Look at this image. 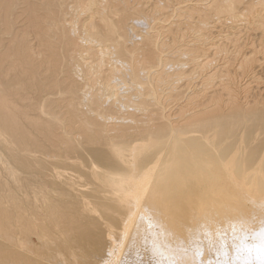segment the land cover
I'll use <instances>...</instances> for the list:
<instances>
[{
    "label": "bare ground",
    "instance_id": "obj_1",
    "mask_svg": "<svg viewBox=\"0 0 264 264\" xmlns=\"http://www.w3.org/2000/svg\"><path fill=\"white\" fill-rule=\"evenodd\" d=\"M263 67L264 0H0V264H264Z\"/></svg>",
    "mask_w": 264,
    "mask_h": 264
},
{
    "label": "rangeland",
    "instance_id": "obj_2",
    "mask_svg": "<svg viewBox=\"0 0 264 264\" xmlns=\"http://www.w3.org/2000/svg\"><path fill=\"white\" fill-rule=\"evenodd\" d=\"M220 30L217 29L213 35L214 37V42H218L219 40H225L224 38H226V36H231V37H235V33L236 30H233L231 29V27L229 25H222V26H219ZM231 33V34H230ZM254 33H250L248 29H244L242 30V32L240 34H237V36H239V43L244 46L245 45V42H249V41H255V46H258V38L259 36H257L255 38V36H253ZM221 37V38H220ZM218 39V40H217ZM245 39V40H244ZM244 43V44H243ZM231 48H229V52L230 54H234L235 53V47L234 46H229ZM250 47L251 46H246V48H248L247 50H250ZM249 52V51H247ZM221 60H224L221 59ZM220 60V62H221ZM233 60H237L236 58H234ZM264 68V67H263ZM259 80H254L253 82L250 81V94L249 96H255V95H258L260 92H264V69H260L259 68ZM262 72V73H261ZM262 77V78H261ZM200 79H197L194 81V83H198ZM253 84V85H252ZM196 85V84H195ZM262 88V89H261ZM256 89V90H255ZM258 92V93H257ZM254 93V94H253ZM264 94V93H263ZM245 95V94H244ZM130 141V140H129ZM97 217V216H96ZM101 220V221H100ZM98 222H100L99 224H101L102 226H105V221L101 218L98 217ZM103 222V223H102Z\"/></svg>",
    "mask_w": 264,
    "mask_h": 264
}]
</instances>
